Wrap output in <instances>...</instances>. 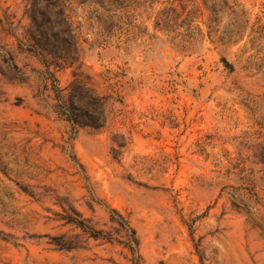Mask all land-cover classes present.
<instances>
[{"label": "rangeland", "instance_id": "rangeland-1", "mask_svg": "<svg viewBox=\"0 0 264 264\" xmlns=\"http://www.w3.org/2000/svg\"><path fill=\"white\" fill-rule=\"evenodd\" d=\"M111 209L139 264H264V0H0V264H131Z\"/></svg>", "mask_w": 264, "mask_h": 264}, {"label": "trees", "instance_id": "trees-1", "mask_svg": "<svg viewBox=\"0 0 264 264\" xmlns=\"http://www.w3.org/2000/svg\"><path fill=\"white\" fill-rule=\"evenodd\" d=\"M60 19H58V23H61L67 30L68 33L66 35L69 38H73L71 35V30L69 28V20L64 15L63 11L60 10ZM33 21V20H32ZM34 22V21H33ZM157 23H169L166 17H160L157 19ZM38 27V23L36 24ZM39 30H41V25H39ZM42 32V31H40ZM110 217L109 220L113 224L114 232H97L91 231L88 229L89 237L93 238V240H101L102 242L109 243L111 245L121 246L123 249L127 251L130 255L131 264H139V254H138V238L136 236V232L133 227L130 225L128 220L121 216L116 210L111 209L109 211ZM67 223H71L72 221L67 220ZM60 249L69 250L71 247H67L64 243H61Z\"/></svg>", "mask_w": 264, "mask_h": 264}]
</instances>
